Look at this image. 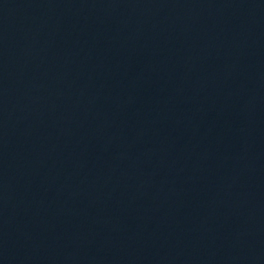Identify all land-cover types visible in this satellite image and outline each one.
<instances>
[{
    "label": "water",
    "instance_id": "95a60500",
    "mask_svg": "<svg viewBox=\"0 0 264 264\" xmlns=\"http://www.w3.org/2000/svg\"><path fill=\"white\" fill-rule=\"evenodd\" d=\"M0 264H264V0H0Z\"/></svg>",
    "mask_w": 264,
    "mask_h": 264
}]
</instances>
